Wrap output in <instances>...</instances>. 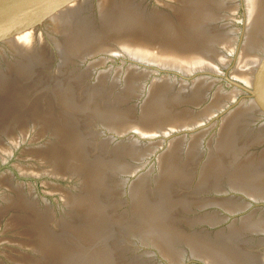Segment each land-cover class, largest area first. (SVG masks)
<instances>
[{
	"label": "water",
	"instance_id": "water-1",
	"mask_svg": "<svg viewBox=\"0 0 264 264\" xmlns=\"http://www.w3.org/2000/svg\"><path fill=\"white\" fill-rule=\"evenodd\" d=\"M0 264H264V0H0Z\"/></svg>",
	"mask_w": 264,
	"mask_h": 264
}]
</instances>
